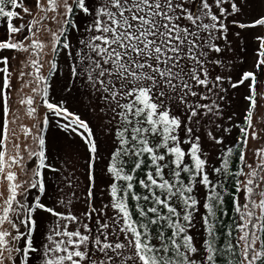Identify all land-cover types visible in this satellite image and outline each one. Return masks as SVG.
I'll list each match as a JSON object with an SVG mask.
<instances>
[{"label":"snow or ice","instance_id":"6c2138e0","mask_svg":"<svg viewBox=\"0 0 264 264\" xmlns=\"http://www.w3.org/2000/svg\"><path fill=\"white\" fill-rule=\"evenodd\" d=\"M0 264H264V0H0Z\"/></svg>","mask_w":264,"mask_h":264},{"label":"rangeland","instance_id":"374dc122","mask_svg":"<svg viewBox=\"0 0 264 264\" xmlns=\"http://www.w3.org/2000/svg\"><path fill=\"white\" fill-rule=\"evenodd\" d=\"M251 31H256L251 30ZM42 38H46L47 37V33H42ZM246 43V47L244 48V53L242 54H247V56H251V52L249 51L250 47H251V42L250 39L248 41L245 42ZM17 59H21V57H17ZM13 67H18V65L16 63H13ZM67 75V68L65 66L64 63V58L62 55V58L59 62V69L57 71V74L54 77V81L53 83V92H52V98L56 99L58 97H63L64 93L62 92V90H60L59 88V84L63 83V79L62 77ZM12 85H13V96H12V100H11V104L13 107L17 108L20 116L19 119L17 121V123H24L26 125H32L34 123V121L32 120L31 117L26 115V107L24 105H19L18 104V94L16 93V89L19 87V82L17 81V78L15 75H13L12 77ZM23 93L27 94L29 92L28 88H24L22 89ZM244 89H239V93H243ZM239 93L233 97L234 99V104H235V110L237 111V119L240 118L243 108H244V104L245 102L243 101V99L241 98V96L239 95ZM75 95V94H74ZM71 100V98H70ZM71 103L73 104L74 107H76L77 109L81 110V114L82 115H86L87 113L83 110V105L77 103L76 100H71ZM40 111H43V108L41 107L39 109ZM11 116V113L9 114ZM10 127L15 128V125H11ZM46 137L50 140V147L52 150V156L55 159H59V153H62L63 151V146L66 143V138H65V133L64 130L59 129L54 121L50 122V125L47 129V135ZM21 141H23V136L20 137ZM75 146V145H74ZM252 146V141H249V149H251ZM83 150L81 149V152ZM81 171H83V160H81ZM99 187H103V184H99ZM82 195V193H81ZM81 205L74 203L73 204V208L77 209L80 208Z\"/></svg>","mask_w":264,"mask_h":264},{"label":"trees","instance_id":"16d2710c","mask_svg":"<svg viewBox=\"0 0 264 264\" xmlns=\"http://www.w3.org/2000/svg\"><path fill=\"white\" fill-rule=\"evenodd\" d=\"M61 58H62V54H61L60 57H59V62H60ZM56 74H57V73H54L53 76L55 77ZM46 135H47V130H46ZM232 135H233V136L238 135V131L234 129Z\"/></svg>","mask_w":264,"mask_h":264}]
</instances>
